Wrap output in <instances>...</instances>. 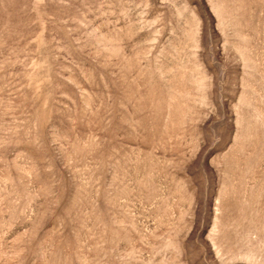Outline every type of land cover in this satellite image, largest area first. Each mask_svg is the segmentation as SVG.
I'll use <instances>...</instances> for the list:
<instances>
[{
    "label": "rangeland",
    "instance_id": "1",
    "mask_svg": "<svg viewBox=\"0 0 264 264\" xmlns=\"http://www.w3.org/2000/svg\"><path fill=\"white\" fill-rule=\"evenodd\" d=\"M0 264H264V0H0Z\"/></svg>",
    "mask_w": 264,
    "mask_h": 264
}]
</instances>
